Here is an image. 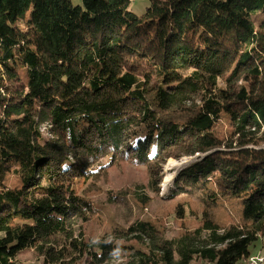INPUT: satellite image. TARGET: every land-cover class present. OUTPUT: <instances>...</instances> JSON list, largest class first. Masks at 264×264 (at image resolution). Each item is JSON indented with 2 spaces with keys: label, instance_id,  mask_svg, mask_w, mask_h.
<instances>
[{
  "label": "trees",
  "instance_id": "1",
  "mask_svg": "<svg viewBox=\"0 0 264 264\" xmlns=\"http://www.w3.org/2000/svg\"><path fill=\"white\" fill-rule=\"evenodd\" d=\"M132 2L0 0V264L27 248L43 264H110L111 246L85 237L94 207L74 179L128 156L152 166L199 153L168 198L218 176L243 198L250 227L204 211L162 246L157 227L137 219L111 233L138 242L122 264H239L259 241L264 252V0H148L141 15ZM149 81L160 108L193 104L186 122L155 115ZM222 114L228 137L215 128ZM10 170L22 188L7 185ZM162 171L151 167L157 192Z\"/></svg>",
  "mask_w": 264,
  "mask_h": 264
},
{
  "label": "rangeland",
  "instance_id": "2",
  "mask_svg": "<svg viewBox=\"0 0 264 264\" xmlns=\"http://www.w3.org/2000/svg\"><path fill=\"white\" fill-rule=\"evenodd\" d=\"M71 1L75 5L83 4L82 0ZM148 5V0H133L130 8L141 15ZM123 57L127 65L144 63L141 58L129 54H124ZM19 72L23 73V70L19 68ZM23 79H25L24 75ZM145 94L158 118L183 123L192 112L189 109L193 107V104H188L187 110L160 108L157 91L150 81ZM215 128L220 136L228 137L232 132L229 116L222 114ZM198 156L199 153L179 158L170 157L163 164L152 162V166L136 163L131 156H128L89 179L75 178L76 192L92 201L94 207L93 213H90V219L82 224L86 239L90 240L93 235L106 236L116 229L127 228L137 219H142L150 221L157 227L160 236L158 243L162 245L174 235L199 227L201 225L199 216L204 211H211L216 222L222 227H250V222L243 217V198L235 197L221 189L217 184L218 176L209 179L204 186L168 198L176 188L174 180L180 170ZM171 158L174 159V163L170 162ZM151 167L154 171L159 167L163 169L158 192L150 188ZM6 183L10 187H23L21 178L13 170L7 174ZM113 195L116 196L115 199ZM145 195L149 199L143 202L142 198L146 197ZM214 198L216 199L213 200ZM179 207H185L184 217L177 213ZM124 241L125 246L138 243L133 239ZM261 247L262 244L259 241L252 250L253 255L264 256ZM126 253L127 256L129 251L126 250ZM17 264H43V259L35 248H27L19 254ZM239 264H248V259H243Z\"/></svg>",
  "mask_w": 264,
  "mask_h": 264
},
{
  "label": "clouds",
  "instance_id": "3",
  "mask_svg": "<svg viewBox=\"0 0 264 264\" xmlns=\"http://www.w3.org/2000/svg\"><path fill=\"white\" fill-rule=\"evenodd\" d=\"M101 244L111 246L109 256L112 260V264H122L127 254L123 238H118L113 234H108L106 236L93 235L90 238V246H99Z\"/></svg>",
  "mask_w": 264,
  "mask_h": 264
},
{
  "label": "built area",
  "instance_id": "4",
  "mask_svg": "<svg viewBox=\"0 0 264 264\" xmlns=\"http://www.w3.org/2000/svg\"><path fill=\"white\" fill-rule=\"evenodd\" d=\"M250 264H258L264 262V256L261 254L252 255L248 258Z\"/></svg>",
  "mask_w": 264,
  "mask_h": 264
},
{
  "label": "bare ground",
  "instance_id": "5",
  "mask_svg": "<svg viewBox=\"0 0 264 264\" xmlns=\"http://www.w3.org/2000/svg\"><path fill=\"white\" fill-rule=\"evenodd\" d=\"M170 162H171V163H174V159H173V158H171V159H170ZM167 179H168V178H167ZM166 181H167V180H166ZM262 263H263V262H261V263H258V264H262Z\"/></svg>",
  "mask_w": 264,
  "mask_h": 264
}]
</instances>
